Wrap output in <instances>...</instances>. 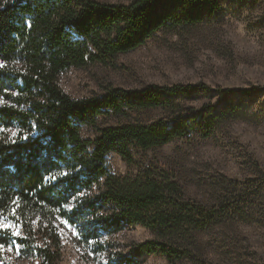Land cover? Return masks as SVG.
Returning a JSON list of instances; mask_svg holds the SVG:
<instances>
[{
  "label": "trees",
  "instance_id": "1",
  "mask_svg": "<svg viewBox=\"0 0 264 264\" xmlns=\"http://www.w3.org/2000/svg\"><path fill=\"white\" fill-rule=\"evenodd\" d=\"M222 2L0 0V217L21 227L23 236L16 241L26 255L35 251L41 264H58L54 222L60 218L75 228L82 245L97 250L104 248L105 235L130 223L178 241L133 243L129 255L116 253L109 264H138L141 254L154 252L176 260L188 255L183 243L193 232L227 212L229 207L191 201L169 174L149 166L135 176H116L106 157L113 151L130 164L134 149L146 151L191 133L206 137L234 115L236 103L218 101L194 110L175 101L177 94L210 89L203 84L109 86L101 96L73 98L57 82L62 71L108 62L160 28L209 19ZM229 92L243 98L264 92V86ZM146 108L173 109L152 122L96 124L102 114ZM84 125L94 127L95 135L83 137ZM36 232H42L43 244ZM10 237L7 229L0 231V244L12 242Z\"/></svg>",
  "mask_w": 264,
  "mask_h": 264
},
{
  "label": "rangeland",
  "instance_id": "2",
  "mask_svg": "<svg viewBox=\"0 0 264 264\" xmlns=\"http://www.w3.org/2000/svg\"><path fill=\"white\" fill-rule=\"evenodd\" d=\"M57 82L73 98L101 96L109 86L137 90L150 84H203L210 89L177 94L175 101L194 110L218 101L236 103L234 115L206 137L191 133L146 151L134 149L130 164L113 151L106 160L116 176H135L140 167L149 166L158 174H169L191 201L217 210L229 207L183 243L187 256L170 261L160 252L141 254L138 264H264V92L243 98L229 92L264 86V0H223L221 9L209 19L160 28L143 44L108 62L62 71ZM216 88L219 92L212 90ZM172 109L102 114L96 124L152 122ZM80 132L83 137L95 135L92 126L84 125ZM0 228L7 229L13 239L0 247V264H41L35 251L26 255L24 245L16 241L23 236L18 224L0 217ZM54 228L60 239L58 264H109L116 253L129 255L133 243L178 242L140 223H130L105 235L104 248L97 250L82 245L75 228L65 220L57 219ZM41 234L33 236L43 244Z\"/></svg>",
  "mask_w": 264,
  "mask_h": 264
},
{
  "label": "snow or ice",
  "instance_id": "3",
  "mask_svg": "<svg viewBox=\"0 0 264 264\" xmlns=\"http://www.w3.org/2000/svg\"><path fill=\"white\" fill-rule=\"evenodd\" d=\"M6 227H9V226H6ZM3 230H4L3 228H0V231H3ZM16 235H18V233H13V236H16ZM0 247H3V245L0 244Z\"/></svg>",
  "mask_w": 264,
  "mask_h": 264
}]
</instances>
